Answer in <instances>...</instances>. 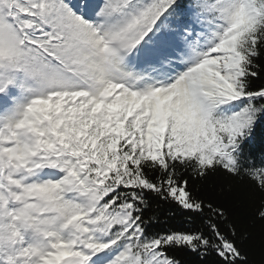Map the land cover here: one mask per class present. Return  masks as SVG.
Listing matches in <instances>:
<instances>
[{
    "label": "snow or ice",
    "instance_id": "snow-or-ice-1",
    "mask_svg": "<svg viewBox=\"0 0 264 264\" xmlns=\"http://www.w3.org/2000/svg\"><path fill=\"white\" fill-rule=\"evenodd\" d=\"M219 197L264 264V0H0V264H253Z\"/></svg>",
    "mask_w": 264,
    "mask_h": 264
},
{
    "label": "trees",
    "instance_id": "trees-1",
    "mask_svg": "<svg viewBox=\"0 0 264 264\" xmlns=\"http://www.w3.org/2000/svg\"><path fill=\"white\" fill-rule=\"evenodd\" d=\"M219 199L224 203L225 207L229 209L230 219H232L239 228L245 229L249 232V243L254 245V247L249 251V257L253 264H258L260 259L259 238L261 230L259 223H256L255 225L251 223L252 205L248 204L247 202L244 204H239L234 197H219ZM167 223L170 226L180 227L183 224V218L180 216L171 217ZM221 226L223 227V225ZM157 227L159 228L160 226ZM179 258L181 259L182 264H201V261L196 256L191 254H181L179 255Z\"/></svg>",
    "mask_w": 264,
    "mask_h": 264
}]
</instances>
